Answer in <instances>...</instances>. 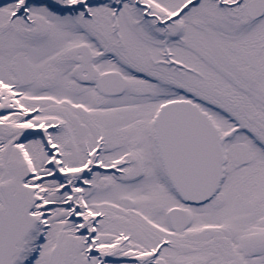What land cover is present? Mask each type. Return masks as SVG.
Segmentation results:
<instances>
[{
  "label": "snow or ice",
  "instance_id": "snow-or-ice-1",
  "mask_svg": "<svg viewBox=\"0 0 264 264\" xmlns=\"http://www.w3.org/2000/svg\"><path fill=\"white\" fill-rule=\"evenodd\" d=\"M0 264H264V0H0Z\"/></svg>",
  "mask_w": 264,
  "mask_h": 264
}]
</instances>
